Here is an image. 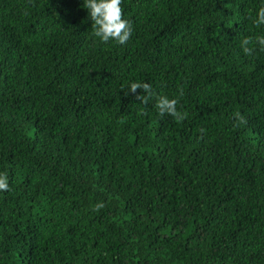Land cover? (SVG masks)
I'll return each mask as SVG.
<instances>
[{"label": "trees", "instance_id": "16d2710c", "mask_svg": "<svg viewBox=\"0 0 264 264\" xmlns=\"http://www.w3.org/2000/svg\"><path fill=\"white\" fill-rule=\"evenodd\" d=\"M82 3L0 0V264H264V0Z\"/></svg>", "mask_w": 264, "mask_h": 264}, {"label": "clouds", "instance_id": "9594fccd", "mask_svg": "<svg viewBox=\"0 0 264 264\" xmlns=\"http://www.w3.org/2000/svg\"><path fill=\"white\" fill-rule=\"evenodd\" d=\"M122 0H83V7L87 9L88 16L94 26V35L102 42L115 40L117 43L124 44L132 35V25L122 18ZM253 23L256 26L264 25V3L257 9ZM250 41L245 38L241 41V49L244 54H251L254 48L248 47ZM254 45L260 50H264V35L255 37ZM137 89L143 90L146 97L152 96V86L147 82H132L128 86L130 93H136ZM137 98H140L137 95ZM176 99L167 96H159L156 101V108L159 115H171L177 119H182V115L177 112ZM238 115V114H237ZM242 119V117H239ZM8 178L4 173H0V190H7ZM97 207H102L98 204Z\"/></svg>", "mask_w": 264, "mask_h": 264}]
</instances>
